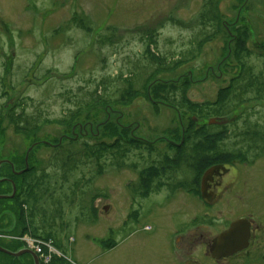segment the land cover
I'll return each instance as SVG.
<instances>
[{"label":"rangeland","instance_id":"1","mask_svg":"<svg viewBox=\"0 0 264 264\" xmlns=\"http://www.w3.org/2000/svg\"><path fill=\"white\" fill-rule=\"evenodd\" d=\"M249 6V11H242L236 1L223 0L221 12L230 20L237 15L246 18L252 30L248 48L253 55L249 63L264 76V2L252 0ZM202 8L203 0H0V149L5 146L4 157L11 152L19 155L26 146L28 151L38 139L56 141L68 133L72 135L74 124L79 122L88 125L92 136L97 129L99 135L108 128L112 136L124 132L150 141L180 137L179 113L167 105L157 107L145 95H137L120 106L92 107L89 114L78 106L97 95L115 96L127 85V77L140 87L154 68L147 49L167 58L168 63L185 60L174 72L160 77L191 79L192 101L216 100L219 89L230 82L231 68L225 60L230 45L220 36L198 45L213 30V26H203L198 20ZM178 19L186 24L178 23ZM244 107L236 114L244 112L252 122L263 121L264 102H249ZM13 112L39 126L32 133L17 132L11 119ZM75 113L78 116L69 121ZM228 143L233 145V140ZM159 144L160 152L164 151L165 142ZM54 151L51 147L36 149L35 161L47 164ZM140 153L149 157L148 152L141 151L127 160V164L136 163L139 168L85 167L70 175L64 184L63 192L72 193L79 181L78 195H71L70 203H65L67 232L60 234L63 246L59 252L64 253L67 264H128L126 259L134 253L131 247L120 244L107 250L99 234L105 227L107 232L115 229L133 211L143 208L138 224L131 229L138 230L140 238H172L186 216L193 218L192 213L186 215V199L194 198L182 189L170 193L165 188L152 193L149 199L134 197L131 186L138 182V170L153 160L144 161ZM153 155L158 158V153ZM225 169L236 176L234 189L264 191L263 154L253 163L237 162L235 167L226 165ZM183 173L180 171L176 177H183ZM156 197L162 198L153 200ZM96 198L100 199L94 203ZM94 205L99 207L100 225L90 228ZM223 212L226 218L233 219L237 210L228 208ZM10 220L9 230L15 222L13 216ZM56 221L60 225V219ZM129 233L114 230L104 238L118 242ZM140 255L150 258L148 252Z\"/></svg>","mask_w":264,"mask_h":264},{"label":"trees","instance_id":"2","mask_svg":"<svg viewBox=\"0 0 264 264\" xmlns=\"http://www.w3.org/2000/svg\"><path fill=\"white\" fill-rule=\"evenodd\" d=\"M222 1L203 0V8L198 19L203 26H213V30L198 43L200 47L206 41L219 36L230 45V52L225 59L226 65H230L231 68L228 71L230 82L219 89L216 100L202 103L192 101L189 97L190 89L194 85L191 79L160 77L162 73L174 72L185 60L177 59L168 63L167 58L147 49V55L154 68L140 87H136L127 77L125 78L127 85L115 96L97 95L90 102L78 106L79 109H87L86 113L89 114L92 107L120 106L130 102L137 95H145L150 97L157 107L167 105L179 113L182 128L180 137L166 141H150L124 132L112 136L108 128L99 135L96 134L99 133L97 129L95 136H92L88 134V125L79 122L74 124L72 135L68 133L56 141L49 139L33 141L29 146L33 148L29 153L28 169H26L27 146L17 156L11 152L8 158L3 155L5 146H1L0 160L5 158L0 166L1 247L18 252L25 247V242L1 235L19 238L28 235L47 242L51 240L52 245L60 251L63 246L60 234L65 232L68 225L65 221V203H70L71 195H78L76 190H79V187H76L79 182L77 180L76 186L71 189L72 193L63 192L64 184L68 183L70 175L85 167L102 168L105 165H112L117 168L122 166L136 168L138 166L136 163L127 164V160L136 152L146 151L150 158L145 157L144 153H140V157L144 161L153 160L138 170V182L131 186L133 192L145 196L165 188L171 192L176 189L196 191L200 187L202 176L209 168L217 165H234L237 162L253 163L263 154L264 116L263 121L252 122L248 116L245 117L246 113L236 114L238 110H244V106L249 102H264L263 73H256L253 65L249 63L253 55L248 48L252 30L246 18H242L241 15L231 20L224 16L221 12ZM234 1L238 5L237 8L242 11L250 10L252 0ZM177 22L186 24L181 19ZM79 23L86 27L83 21L79 20ZM86 28L91 30L92 27ZM237 67H239L237 72L232 74ZM78 114L71 116L69 121ZM11 119L19 133H32L39 126L31 125L28 119L23 120L22 114L13 112ZM211 119L224 123L212 124ZM89 127L91 132H94L91 124ZM79 130L80 135L77 132ZM231 140L233 145L228 143ZM159 142H165L166 149L162 152L158 149ZM44 147H51L55 151L47 164L42 166L35 161V151ZM156 153L158 158L155 159L153 154ZM108 156L110 162H107ZM17 171L23 173L18 174ZM180 171L184 172L183 177H176ZM14 186L16 192L12 196ZM11 216L15 222L14 227L9 230L12 225ZM57 219H60V225ZM52 263L67 264L68 260L63 253L62 257L54 256ZM0 264H35V261L29 253L16 257L0 251Z\"/></svg>","mask_w":264,"mask_h":264},{"label":"flooded vegetation","instance_id":"3","mask_svg":"<svg viewBox=\"0 0 264 264\" xmlns=\"http://www.w3.org/2000/svg\"><path fill=\"white\" fill-rule=\"evenodd\" d=\"M231 167H235V164ZM227 170H220L208 179L205 185L202 177L198 190L187 191L188 195L197 199L196 205H193L194 199H186L189 205L186 215L192 213L194 216L192 219L186 216L180 228L173 232L174 237L140 238L138 230H131L138 224L137 219L142 208L133 211L131 217L115 229L110 228V232H107L105 227L99 234L100 243L107 250L120 244L131 247L134 253L126 259L128 264H264V191L234 189L236 176L227 173ZM163 190L145 196L136 192H133V195L149 199L154 196L152 193ZM167 191L171 193L170 190ZM158 198L153 200H161ZM98 199L100 198H96L94 203ZM98 208V205L93 207L94 216L89 217L90 228L100 225ZM228 208L232 212L237 210L233 219L226 218V213H222ZM238 220H241V223L237 236L228 243L219 242V237ZM114 230H118L119 234L123 230L130 233L127 237L121 236L118 242L113 241V238H104L109 233H114ZM141 252H148L150 258L145 259L140 255Z\"/></svg>","mask_w":264,"mask_h":264},{"label":"water","instance_id":"4","mask_svg":"<svg viewBox=\"0 0 264 264\" xmlns=\"http://www.w3.org/2000/svg\"><path fill=\"white\" fill-rule=\"evenodd\" d=\"M210 123L212 124H221V123H224L222 121H219L217 119H211ZM33 147L29 148L28 152H27V155H26V164H27V167L26 169L29 168V165H28V159H29V153L30 151L32 150ZM2 162H0V165H1ZM224 170L225 169V166L224 165H217V166H214V167H211L209 168L208 170L205 171L204 175H203V185H205L206 181L208 179H210L213 175L217 174L220 170ZM16 173L20 174V173H23V171H17ZM16 192V189H15V186H14V192H13V195L15 194ZM1 197V196H0ZM241 223V220H238L234 223H232L231 225V228L226 231L225 233H223L220 237H219V242H226L228 243V241L234 239L236 236H237V230L239 228V225ZM0 251H3L5 253H8V254H11V255H14L16 257H19L23 254H26V253H29L33 256L34 258V261H35V264H41L40 263V259H39V256L31 249H22L18 252H11L3 247L0 246Z\"/></svg>","mask_w":264,"mask_h":264},{"label":"built area","instance_id":"5","mask_svg":"<svg viewBox=\"0 0 264 264\" xmlns=\"http://www.w3.org/2000/svg\"><path fill=\"white\" fill-rule=\"evenodd\" d=\"M21 240L26 243L27 247L33 249L41 256L43 264L51 263L53 254L56 250L50 242L31 239L28 237H22Z\"/></svg>","mask_w":264,"mask_h":264}]
</instances>
